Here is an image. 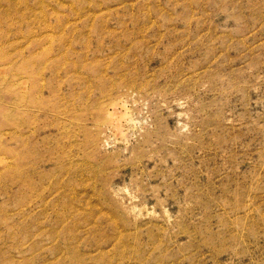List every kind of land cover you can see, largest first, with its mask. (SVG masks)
I'll list each match as a JSON object with an SVG mask.
<instances>
[{"label": "rangeland", "instance_id": "rangeland-1", "mask_svg": "<svg viewBox=\"0 0 264 264\" xmlns=\"http://www.w3.org/2000/svg\"><path fill=\"white\" fill-rule=\"evenodd\" d=\"M0 264H264V0H0Z\"/></svg>", "mask_w": 264, "mask_h": 264}]
</instances>
